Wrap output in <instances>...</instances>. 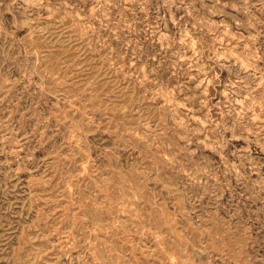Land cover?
Returning <instances> with one entry per match:
<instances>
[{
  "label": "rangeland",
  "instance_id": "rangeland-1",
  "mask_svg": "<svg viewBox=\"0 0 264 264\" xmlns=\"http://www.w3.org/2000/svg\"><path fill=\"white\" fill-rule=\"evenodd\" d=\"M0 264H264V0H0Z\"/></svg>",
  "mask_w": 264,
  "mask_h": 264
}]
</instances>
